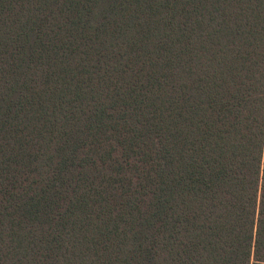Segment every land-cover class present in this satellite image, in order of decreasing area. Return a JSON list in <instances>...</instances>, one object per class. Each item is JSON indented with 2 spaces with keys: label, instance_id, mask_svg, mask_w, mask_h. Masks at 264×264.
<instances>
[{
  "label": "trees",
  "instance_id": "trees-1",
  "mask_svg": "<svg viewBox=\"0 0 264 264\" xmlns=\"http://www.w3.org/2000/svg\"><path fill=\"white\" fill-rule=\"evenodd\" d=\"M0 264H264V0H0Z\"/></svg>",
  "mask_w": 264,
  "mask_h": 264
}]
</instances>
